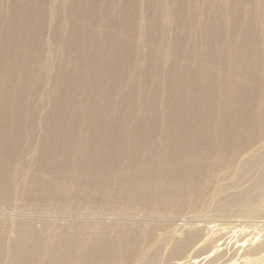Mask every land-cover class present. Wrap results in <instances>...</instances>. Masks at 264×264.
I'll list each match as a JSON object with an SVG mask.
<instances>
[{"label":"bare ground","instance_id":"6f19581e","mask_svg":"<svg viewBox=\"0 0 264 264\" xmlns=\"http://www.w3.org/2000/svg\"><path fill=\"white\" fill-rule=\"evenodd\" d=\"M9 9L0 194L31 166L26 194L125 204L134 221L46 222L42 232L11 221L19 235L0 230V264H161L165 227H138L139 212L150 222L190 213L172 233V264H262L264 240L240 239L230 260L228 229L202 217L211 206L264 209V0H11ZM28 153L25 167L11 164ZM218 174L239 189L218 197Z\"/></svg>","mask_w":264,"mask_h":264},{"label":"rangeland","instance_id":"374dc122","mask_svg":"<svg viewBox=\"0 0 264 264\" xmlns=\"http://www.w3.org/2000/svg\"><path fill=\"white\" fill-rule=\"evenodd\" d=\"M10 4H11V0H0V8H4L2 11H0V19L3 22H6L11 18L10 9H9ZM200 19H201L200 23L203 24L204 21L206 20V16L202 14L200 16ZM51 20L49 19L50 25H52ZM51 74L53 75L55 74L54 69H51ZM48 91L49 89L44 90V94L43 96L41 95L40 98H44L48 93ZM45 106H44L45 109H47L48 106L46 104ZM33 131L35 132V134L41 133V129L39 126H34ZM28 143H29L28 140H24L23 145L27 147L29 146ZM255 149L257 152H259L261 150V147H256ZM30 157H32V155L31 153H28L25 156V163L22 162L17 163L11 161V164L23 168L28 164V160ZM33 172L34 170L32 171V167L30 166L28 169H26L16 178L17 190L9 189L4 195L0 194V230L6 231L9 238L17 237L19 235V230H20V226L18 227L12 226L10 223L11 221L32 223L33 227L40 232L43 231L45 226L44 223L46 222L58 223V224H68V223L80 224V222L81 224L95 223V222H99L102 224H112L118 222L125 223L128 221V218H126L127 216L123 214V213H127L128 215V211H129L128 206H126L125 204H121V205L117 204L115 206H110V204H108L104 208L101 207L99 208L93 204H89V206H84L83 204H81V200L70 199L67 205H61L60 203L39 200L36 199V197L34 196L26 194L25 190H27L28 188L29 176ZM28 174L30 175L28 176ZM220 174L217 175L216 180L214 182L215 187L222 188L221 194L217 195L218 197L223 195H230L232 192H235V190L239 189L233 183V181H235L234 176H231L230 178L228 177L223 178L222 176H220ZM44 177L48 180H51V178L47 174H44ZM251 182H252L251 180L245 181L241 185V189H245L249 185H252L253 183L251 184ZM55 183L59 185L58 182ZM62 192L65 191L63 190ZM111 204H115V203L113 202ZM261 205L262 202L261 204H257V206H261ZM209 208L211 210L208 209L207 211H210L209 213L212 214L211 215L209 214V216L207 214L208 217L205 216L202 217V219L204 218L203 220L209 223V225L214 228L223 227L224 225V227L228 229L229 232L226 235V239H229L230 241V244L227 248V250L229 251V254L227 255L228 257H232L234 255L232 254L234 247L236 249L235 252L238 251L236 245L240 243V239L242 240L246 238L251 239L254 245H257L259 242L264 240V231H263L264 225L261 223L262 220L264 219L263 217L264 209L260 208V210L255 211L253 213H247L237 208L231 211H226L225 209L217 208V206H211ZM214 211H216L215 212L216 214L213 213ZM139 213L140 214L137 216L135 220V225H137L138 227L144 228L151 223L155 226L158 224V226L160 227L163 224L162 226L165 227V229L158 230V232L162 234V237L165 239V245L163 246V249L159 257L161 258L160 259L161 264H169V263L172 264L174 261H176V259H173L172 255H170L172 249L171 247L173 246V242H171L172 233L175 232L176 235L178 234L177 236L180 235L181 231H179V227H181V225H179V223H185V220L187 221L186 217L187 216L190 217V213H183V214L181 213L179 214V217L177 216L178 218H176V215L171 218L166 217V219L168 220H166L165 218L162 220L160 219L161 222L159 221V219H157L158 217H156V220L152 219L155 220V222H150L151 220L146 219L143 212L142 213L139 212ZM129 215L128 217H130V219L133 220L132 216ZM248 218L250 220L252 219L253 221L252 220L250 221ZM236 258L237 255L235 254L230 260H235ZM262 264H264V261L262 262Z\"/></svg>","mask_w":264,"mask_h":264}]
</instances>
